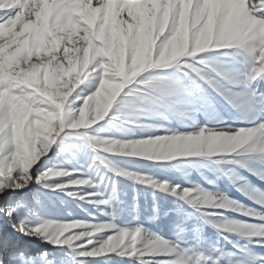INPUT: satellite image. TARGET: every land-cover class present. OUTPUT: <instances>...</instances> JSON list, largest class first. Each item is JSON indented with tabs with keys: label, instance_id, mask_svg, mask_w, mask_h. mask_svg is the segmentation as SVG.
Returning <instances> with one entry per match:
<instances>
[{
	"label": "snow or ice",
	"instance_id": "1",
	"mask_svg": "<svg viewBox=\"0 0 264 264\" xmlns=\"http://www.w3.org/2000/svg\"><path fill=\"white\" fill-rule=\"evenodd\" d=\"M0 264H264V0H0Z\"/></svg>",
	"mask_w": 264,
	"mask_h": 264
}]
</instances>
